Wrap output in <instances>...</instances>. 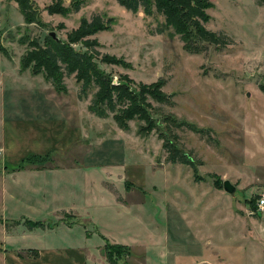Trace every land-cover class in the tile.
Returning <instances> with one entry per match:
<instances>
[{
	"label": "rangeland",
	"instance_id": "374dc122",
	"mask_svg": "<svg viewBox=\"0 0 264 264\" xmlns=\"http://www.w3.org/2000/svg\"><path fill=\"white\" fill-rule=\"evenodd\" d=\"M209 1L212 7L207 10L205 28L226 36L228 44L224 48L207 45L204 52L192 54L184 50L180 37L172 31L156 33L162 16L145 17L142 11L133 14L116 0H29V16L37 23L24 21L18 0H0V170L10 174L46 166L70 168L71 162L63 154H76L70 159L82 172L79 179L94 190H98L95 185L99 180L94 170L113 171L108 185L117 202H123L124 189L130 188L121 174L140 179L144 189L122 208L125 214L119 213L120 219L129 217V233L145 237L149 259L156 261L152 239L157 245L161 241L160 248L167 251V238L169 245L173 240L178 248L192 241L194 262L203 260L199 264H249L251 258L258 260L264 243V216L255 213V203L253 210L250 201L264 193V3ZM94 16L109 26L89 38L98 43L94 48L98 68L133 89L161 80V90L172 105L148 99L155 109L153 117L159 122L172 114L205 131L204 136L185 128L176 131L179 148L196 163L198 179L191 167L166 161L159 135L167 123L160 124L159 131L139 135L138 128L144 123L134 120L128 123L129 130L122 131L111 114L107 118L90 115L88 106L95 88L79 98L81 86L76 75L64 77L63 91L55 90L45 79L42 52L48 34L67 42L82 19L90 21ZM72 47L85 52L80 44ZM53 91L64 95L61 109L85 128L89 140L85 134L75 149H66L54 161L52 151L28 153L11 161L6 156L10 120L33 113L39 98L35 93L45 98ZM72 105L79 109V119L73 116ZM225 180L235 187L232 195L223 190ZM101 200L97 198V203ZM0 218L23 225L26 220H53L40 208L13 201H1ZM43 223L45 229H56L55 224ZM172 227L177 229L176 240ZM255 260L250 264H257Z\"/></svg>",
	"mask_w": 264,
	"mask_h": 264
},
{
	"label": "crops",
	"instance_id": "0c3cea01",
	"mask_svg": "<svg viewBox=\"0 0 264 264\" xmlns=\"http://www.w3.org/2000/svg\"><path fill=\"white\" fill-rule=\"evenodd\" d=\"M35 94L39 98L32 107L33 113L26 118L17 116L10 120V134L9 137L6 136L9 141L7 151L10 155L6 156L11 161H17L28 153L42 154L49 151L54 152V161L58 159L59 154L66 152V149H75L77 142L81 143L85 134V140H89L85 128L78 122L71 121L70 116L67 117L66 112L61 109V102L65 101L64 95L62 97L53 91L52 96L45 95L44 98L40 93ZM72 106L75 107L72 108L73 116L76 115L75 118L79 119V109H76L75 105ZM65 155L71 162L70 168L46 166L47 168L16 170L10 174L0 170V204L1 201H13L22 202L30 208H40L45 214L49 213L53 220L31 222L56 225V229H45L44 225L43 228L29 230L23 222L20 224L14 219L7 222L6 219L0 218V264H110L105 255L106 243L129 248L128 255L120 260L122 264H199L203 261L194 262L192 241H189L191 245L178 248L176 241L172 240L169 245L167 238V251L160 248L161 241L157 245L152 239V249L156 248V261L149 259L145 237L142 238L141 233L136 236L129 233V217L120 219V216L126 213L122 208L131 203V197H134L139 189H144L140 179L133 174H121L124 176L122 180L130 183V188L124 187L125 198L123 202H117L108 185L113 171L109 172L103 168L94 170L99 177L95 185L98 190H94L92 185L88 186V183L79 179L82 172L76 170L79 168H75V162L71 160L76 154L64 153L63 156ZM71 168L74 169L68 170ZM1 176H5V179ZM139 196H136L137 201ZM99 197L102 200L97 203ZM139 202L138 208L141 207ZM91 208H94L93 212ZM165 208V218L168 219L166 205ZM48 209L51 210L48 212ZM222 219L225 226V218ZM89 226L92 227L91 231ZM171 231H174L176 240L177 229L172 227ZM261 239L264 241V236ZM223 244L225 246V242ZM236 246L238 245L234 243V247ZM253 260L255 259L251 258L250 263ZM257 261V264H264V243L261 244Z\"/></svg>",
	"mask_w": 264,
	"mask_h": 264
},
{
	"label": "trees",
	"instance_id": "16d2710c",
	"mask_svg": "<svg viewBox=\"0 0 264 264\" xmlns=\"http://www.w3.org/2000/svg\"><path fill=\"white\" fill-rule=\"evenodd\" d=\"M260 1L264 3V0ZM116 2L133 14L142 11L145 17L162 16L163 23L157 26L156 33L172 31L180 37L184 50L189 53L204 52L207 45L224 48L228 44L226 36L205 28L204 24L209 21L207 10L212 7L209 0H116ZM18 4L24 21L37 23L36 19L29 16L31 13L29 0H18ZM78 9L79 4L74 7L75 11ZM107 28H109L107 24L94 16L90 21L82 19L78 28L67 36V42L55 41L48 36L45 40L47 46L42 52L47 70H45V79L51 81L55 90L63 91L64 77L76 75L81 86L79 98L81 95L86 96L88 90L95 88L88 106L89 112L99 118H107L111 114L115 124L122 131L129 130L128 123L134 120L144 123L138 128L139 135L148 134L154 129L159 131L160 124L167 123L159 135L163 141L166 161L170 164L191 167L198 179L196 163L188 153L179 148L176 131L185 128L200 136H204L205 131L194 124L180 121L172 114L164 116L159 122L153 117L155 109L149 100L172 105L169 96L161 90L163 86L161 80L151 85H139L133 89L122 82H115L98 68L95 59L98 53L94 51L98 43L89 38ZM73 44H80L85 52L74 50ZM100 61L105 62V59ZM38 73V71L33 72V74ZM250 202L254 210L255 200ZM24 225L29 230L44 226L41 222L29 220H26ZM128 253V247L109 244L105 246V255L110 264H119Z\"/></svg>",
	"mask_w": 264,
	"mask_h": 264
},
{
	"label": "water",
	"instance_id": "95a60500",
	"mask_svg": "<svg viewBox=\"0 0 264 264\" xmlns=\"http://www.w3.org/2000/svg\"><path fill=\"white\" fill-rule=\"evenodd\" d=\"M48 36H50L55 41H59V39L55 36L54 33H49ZM223 190L225 193L232 195L235 192V187L231 185V183L227 180L223 181L222 183Z\"/></svg>",
	"mask_w": 264,
	"mask_h": 264
},
{
	"label": "built area",
	"instance_id": "2783aa9c",
	"mask_svg": "<svg viewBox=\"0 0 264 264\" xmlns=\"http://www.w3.org/2000/svg\"><path fill=\"white\" fill-rule=\"evenodd\" d=\"M255 213L264 216V193L255 200Z\"/></svg>",
	"mask_w": 264,
	"mask_h": 264
}]
</instances>
